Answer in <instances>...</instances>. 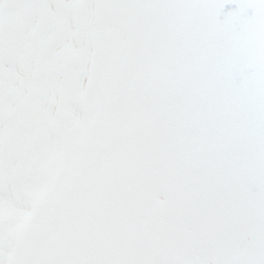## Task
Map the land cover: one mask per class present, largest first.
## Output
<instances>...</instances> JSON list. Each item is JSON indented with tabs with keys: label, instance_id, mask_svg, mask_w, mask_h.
Returning a JSON list of instances; mask_svg holds the SVG:
<instances>
[{
	"label": "snow or ice",
	"instance_id": "1",
	"mask_svg": "<svg viewBox=\"0 0 264 264\" xmlns=\"http://www.w3.org/2000/svg\"><path fill=\"white\" fill-rule=\"evenodd\" d=\"M0 264H264V0H0Z\"/></svg>",
	"mask_w": 264,
	"mask_h": 264
}]
</instances>
